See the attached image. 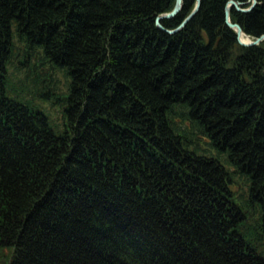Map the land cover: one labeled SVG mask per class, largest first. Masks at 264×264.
<instances>
[{"label":"trees","instance_id":"1","mask_svg":"<svg viewBox=\"0 0 264 264\" xmlns=\"http://www.w3.org/2000/svg\"><path fill=\"white\" fill-rule=\"evenodd\" d=\"M174 2L0 0V263L264 264V38Z\"/></svg>","mask_w":264,"mask_h":264},{"label":"water","instance_id":"2","mask_svg":"<svg viewBox=\"0 0 264 264\" xmlns=\"http://www.w3.org/2000/svg\"><path fill=\"white\" fill-rule=\"evenodd\" d=\"M256 2L257 0H251V3L249 5L243 6L242 1L240 0H227V3L225 5V22L229 26L235 29L236 37L238 41L242 44L250 45V44H256L260 42L264 38V32L256 36H251L249 34H246L244 30L242 29V26L240 25V23H238L237 21H233L230 18V8L231 6H235V8L245 11V10H249L250 8H252ZM199 5H200V0H195V3L192 9L183 17V19L176 26L166 27L162 24L161 18L174 15L175 13H177V11L182 6V0H175L174 5L170 10L162 11L155 16L156 24L158 27L163 28L168 32H175L178 29H180L194 15V13L198 10ZM242 34L246 35L245 39L241 37Z\"/></svg>","mask_w":264,"mask_h":264},{"label":"rangeland","instance_id":"3","mask_svg":"<svg viewBox=\"0 0 264 264\" xmlns=\"http://www.w3.org/2000/svg\"><path fill=\"white\" fill-rule=\"evenodd\" d=\"M250 1H251V0H250ZM59 82L62 83V82H63V78H61ZM53 109L56 110L55 108H53ZM54 113H55V111H54ZM2 260H3V258H0V261H2ZM2 263H3V262H2ZM2 263H0V264H2Z\"/></svg>","mask_w":264,"mask_h":264},{"label":"bare ground","instance_id":"4","mask_svg":"<svg viewBox=\"0 0 264 264\" xmlns=\"http://www.w3.org/2000/svg\"><path fill=\"white\" fill-rule=\"evenodd\" d=\"M241 37L245 39L246 38V35L245 34H242Z\"/></svg>","mask_w":264,"mask_h":264}]
</instances>
